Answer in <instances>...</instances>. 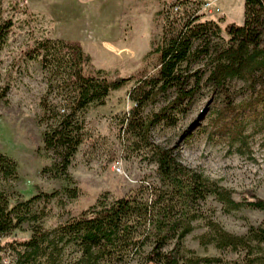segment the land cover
I'll return each mask as SVG.
<instances>
[{
	"label": "trees",
	"instance_id": "16d2710c",
	"mask_svg": "<svg viewBox=\"0 0 264 264\" xmlns=\"http://www.w3.org/2000/svg\"><path fill=\"white\" fill-rule=\"evenodd\" d=\"M205 0H172L161 12L159 43L151 47L157 61L151 74H142L128 91L131 106L120 119L131 150L145 151L155 165L153 181L141 179L128 193L97 198L77 215L45 228L41 219L51 194L11 203L0 189V259L10 264H198L213 259L199 257L180 246L201 218L200 202L210 196L224 211L247 206L264 213V199L249 193L235 200L233 191L182 164L172 148L150 141L151 128L172 125L175 114H184L194 96L205 89L216 100L210 117L211 133L227 139L237 149L248 150L244 131L248 125L264 128V0H243L240 24L220 25L219 19H201ZM174 7L178 9L173 10ZM7 23L3 28L5 32ZM3 34V33H2ZM0 34V37L2 36ZM1 39V38H0ZM48 76V88L58 102L40 101L45 129L43 149L50 151V169L64 174L84 136L83 112L102 105L111 91L131 76L108 77L93 68L90 57L77 44L61 39L34 40L24 49ZM194 63L198 67L191 68ZM147 107V113H143ZM15 163L0 154V179L15 178ZM28 225L26 238L2 239ZM201 244L242 254V264H264V218L247 226L241 235L224 230L216 221H205ZM182 249V253H181Z\"/></svg>",
	"mask_w": 264,
	"mask_h": 264
},
{
	"label": "rangeland",
	"instance_id": "374dc122",
	"mask_svg": "<svg viewBox=\"0 0 264 264\" xmlns=\"http://www.w3.org/2000/svg\"><path fill=\"white\" fill-rule=\"evenodd\" d=\"M172 1V0H170ZM168 0H0V154L15 163L16 177L1 178L0 189L11 203L33 196L31 209L44 193L51 194L45 204L41 224L50 228L77 215L97 198L112 199L128 193L141 179L153 181L155 165L145 151L128 146L120 119L131 101L128 91L135 79L151 74L157 56L150 52L159 43ZM218 12L199 9L201 19H219L220 25L240 24L243 0H213ZM9 24L8 29L3 28ZM43 38L61 39L77 44L90 57L93 68L108 77L131 76L117 90L111 91L102 105H90L83 112L84 136L70 159L66 172L50 169L52 155L43 149L41 140L45 120L41 119L40 101L58 102V93L48 88V76L39 62L25 54L27 45ZM194 63L191 68L198 67ZM216 100L205 89L194 96L184 114H175L172 125L156 124L149 133L151 142L172 148L178 160L202 172L209 179L233 191L240 200L249 193L264 199V128L254 131L248 125V150L237 149L227 139L214 136L210 117ZM147 107L143 113H147ZM264 120V113L262 116ZM201 218L181 241L194 255L213 261L198 264H242L240 252L216 249L201 244L206 233L205 221L214 220L224 230L241 235L250 224L264 218L260 210L247 206L224 211L219 202L208 196L200 202ZM11 231L2 239L26 238L28 225ZM182 253V249H181ZM0 264H10L5 254Z\"/></svg>",
	"mask_w": 264,
	"mask_h": 264
},
{
	"label": "built area",
	"instance_id": "2783aa9c",
	"mask_svg": "<svg viewBox=\"0 0 264 264\" xmlns=\"http://www.w3.org/2000/svg\"><path fill=\"white\" fill-rule=\"evenodd\" d=\"M213 0H205L200 4L199 9L204 10L208 13H213V12H218V8L217 7H213L212 4ZM178 9V7H174L173 10Z\"/></svg>",
	"mask_w": 264,
	"mask_h": 264
},
{
	"label": "crops",
	"instance_id": "0c3cea01",
	"mask_svg": "<svg viewBox=\"0 0 264 264\" xmlns=\"http://www.w3.org/2000/svg\"><path fill=\"white\" fill-rule=\"evenodd\" d=\"M91 1H98V0H91ZM168 1H170V0H168Z\"/></svg>",
	"mask_w": 264,
	"mask_h": 264
}]
</instances>
